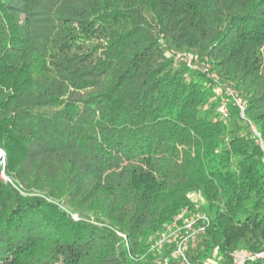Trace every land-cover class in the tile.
<instances>
[{
  "label": "trees",
  "instance_id": "16d2710c",
  "mask_svg": "<svg viewBox=\"0 0 264 264\" xmlns=\"http://www.w3.org/2000/svg\"><path fill=\"white\" fill-rule=\"evenodd\" d=\"M0 148V264H155L193 191L189 262L264 264V0H0Z\"/></svg>",
  "mask_w": 264,
  "mask_h": 264
},
{
  "label": "rangeland",
  "instance_id": "374dc122",
  "mask_svg": "<svg viewBox=\"0 0 264 264\" xmlns=\"http://www.w3.org/2000/svg\"><path fill=\"white\" fill-rule=\"evenodd\" d=\"M207 70V76L211 75V71L208 70V67H205ZM215 87V92L216 96H220L223 101L221 103V106L219 107V111L224 113L226 109V102L227 100V95L226 93H229L228 86L223 83V84H218ZM224 104V105H223ZM0 159L1 162L5 163V152L0 148ZM1 177L4 179H9L7 176H5L4 173L0 174ZM10 180V179H9ZM20 190L25 193H29L26 190H23L22 187H20ZM31 193L35 194H45L46 196L49 195L47 191H32ZM188 196H190V200L192 206L194 207L193 209H197L198 206L202 203H204V197L201 194L200 191H193L190 193ZM48 200H51L53 202L61 204L60 206L63 209H68L70 208L69 205L67 204L66 201L62 202L60 200H54L51 195L47 196ZM190 206L188 208H184L179 214H177L175 220L172 221V223L169 226H165L160 231H158V235L153 236L152 239V249L154 252H158V250L162 251V255H157L155 264H174V263H184V264H192L189 262L187 258V246L190 244L195 245L196 242V234L199 232L204 231L203 229V220L204 215L202 214H197L195 213ZM69 210V209H68ZM67 210V211H68ZM73 218L80 219L78 218L77 214H72ZM90 218V221L98 224L99 226H108L112 228L109 223H108V218L106 215L102 216L99 215L98 217L94 214L91 213V216L88 217ZM119 235L123 237L127 243L129 244L128 237L122 233L119 232ZM151 241V240H150ZM130 245V244H129ZM132 250V248H131ZM245 249H236L233 253L235 257V263L236 264H241L243 263L246 258H252L253 256L249 255V253L244 252ZM248 255V256H247ZM264 251L257 253L256 256H263ZM206 264H216L215 258H206L205 259Z\"/></svg>",
  "mask_w": 264,
  "mask_h": 264
},
{
  "label": "built area",
  "instance_id": "2783aa9c",
  "mask_svg": "<svg viewBox=\"0 0 264 264\" xmlns=\"http://www.w3.org/2000/svg\"><path fill=\"white\" fill-rule=\"evenodd\" d=\"M191 63V61H188V64H190ZM217 87V86H216ZM228 90H229V93L232 95V94H234V92L232 91V89L230 88V87H228ZM237 102L239 103V105L243 108V106H242V104L240 103L241 102V99L240 98H237ZM224 104H225V102H224ZM223 104V105H224ZM225 112V111H224ZM205 219L204 220H207L206 219V217H204Z\"/></svg>",
  "mask_w": 264,
  "mask_h": 264
}]
</instances>
